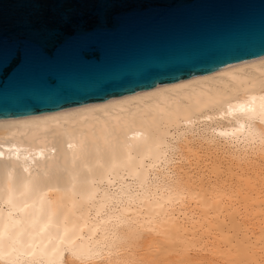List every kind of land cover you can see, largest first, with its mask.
I'll use <instances>...</instances> for the list:
<instances>
[{"label":"bare ground","instance_id":"bare-ground-1","mask_svg":"<svg viewBox=\"0 0 264 264\" xmlns=\"http://www.w3.org/2000/svg\"><path fill=\"white\" fill-rule=\"evenodd\" d=\"M210 147L207 168L197 153L204 148L208 160ZM226 156L264 165V55L92 104L0 118V264H171L172 252L189 262L209 234V255L258 264L264 226L252 242L236 218L251 190L241 194L239 183L228 211L225 185L199 181L220 176L217 157ZM185 163L198 168L197 185Z\"/></svg>","mask_w":264,"mask_h":264},{"label":"water","instance_id":"water-1","mask_svg":"<svg viewBox=\"0 0 264 264\" xmlns=\"http://www.w3.org/2000/svg\"><path fill=\"white\" fill-rule=\"evenodd\" d=\"M264 55V0H0V118Z\"/></svg>","mask_w":264,"mask_h":264},{"label":"rangeland","instance_id":"rangeland-1","mask_svg":"<svg viewBox=\"0 0 264 264\" xmlns=\"http://www.w3.org/2000/svg\"><path fill=\"white\" fill-rule=\"evenodd\" d=\"M212 149H213V147H212ZM211 149V147L210 148H208V149H206V152L207 151H210L211 153L208 155V160H204V158L206 159V157H204L205 155H204V151H205V149L204 148H202L201 149V151H199L198 153H197V155H198V163L200 164V165H205V164H207V168L209 167V166H211L210 164H212V158L214 157V149L212 150ZM200 155V156H199ZM197 158V157H196ZM218 159L220 158V161L222 162V163H220V171L222 172H220V176H217V177H215V176H213L212 175V173L210 174L211 175V177H209L208 176V174H206V173H204V175L202 176V180L200 179L199 181H203L202 182V187L203 188H205L206 186H208V188H209V186L211 185V186H213V185H215L214 183H216V185L218 184V183H222V184H224L225 186H224V189L225 190H227V191H225L226 192V194H228V196H230L231 194H233L231 197H233V198H231V197H228L227 195H226V198L228 199V198H230L228 201H227V199H226V201L229 203V208H228V211L230 210L231 211V207H236L237 206V201H238V198H240V197H238L239 195L237 194V193H235V192H238V189H239V183L243 186H240V187H242V188H240V191H242V192H240L241 194H245L246 192L248 193V192H250V190H251V194L250 193H248V194H246V195H248L247 197H245L246 199L249 197H254L255 195V199L257 200L258 199V202H259V200H261V202H259L260 204H262V205H260L258 202V204H259V206L257 205V203L255 202V199L254 198H252L251 200L248 198L247 200H244V197H243V199L241 198L239 201V214L238 215H236V218H237V221H238V223H240L241 224V226L242 227H244V226H246L245 228H242V229H240V231L242 230V232H241V234L242 233H244L245 231H246V233H247V235H248V237H250V240L253 242L254 241V237H256V236H258L259 234V227L258 226H264V184H263V180L262 181H260V183L262 184V186H261V184L259 183V180H261L262 179V177L261 176H263V171H264V165H263V162L261 161L262 159L259 157V156H256V157H254L253 159H249L248 161L249 162H247V164L243 161V162H241V161H237V160H231L232 158H230V157H227L226 156V158H228V159H223L222 160V158L221 157H217ZM259 158V160H257ZM216 159V158H215ZM254 159H255V161H254ZM257 160V161H256ZM208 161H209V163H208ZM259 161V162H258ZM231 162V163H230ZM251 162V164H248V163H250ZM252 162H256L255 164L254 163H252ZM259 164H258V163ZM226 164V165H225ZM228 164H232L231 166L230 165H228ZM258 164V165H257ZM188 165L189 164H187V163H185L184 164V166H183V168L185 169V171L186 172H190V174H188V178H190V180H191V178L192 177H194L193 178V180H192V182H195L194 184L195 185H197L199 182L197 181V178L199 177L200 178V176H199V174L197 175V173H199V171L197 170L198 168H192L193 166H190V167H188ZM223 165V166H222ZM252 165V166H251ZM255 165H257L258 166V168L260 167V168H263V169H260L259 168V172H258V169H257V166H255ZM260 165V166H259ZM228 166H230L231 167V171H234V173L233 172H231L230 170H227L226 171V167H228ZM251 166V167H250ZM261 166H263V167H261ZM233 167V168H232ZM242 168L244 169V170H242ZM247 168V170H245ZM253 168H254V170H253ZM189 169H191V170H189ZM188 170V171H187ZM225 170V171H224ZM242 170V171H241ZM253 170V171H252ZM257 170V171H256ZM262 172H261V171ZM247 171V173H244V172H246ZM255 171H256V173H255ZM188 172V173H189ZM228 172V173H227ZM233 173L232 175L231 174H229V173ZM240 173V176H239V173ZM261 172V174H259L258 175V173H260ZM192 173V174H191ZM249 173L252 175V177H254V179L253 178H251V175H249ZM263 173V174H262ZM234 174H237V176H239V177H234L235 175ZM256 174L258 175V176H256ZM187 175V174H186ZM185 175V176H186ZM189 175H191L190 177H189ZM229 175V176H228ZM234 175V176H233ZM184 176V175H183ZM184 176V177H185ZM196 176V177H195ZM198 176V177H197ZM245 177V176H249L248 177V179L247 178H245V179H243V180H245L244 182H248L249 181V183L251 182V180H255V183L257 182L258 183V185H256V184H254L253 182L254 181H252L250 184L252 185V183L254 184V186L255 187H253V186H251L250 184V187L249 188H247L248 187V185H246L245 186V184H242L241 183V178L242 177ZM257 178H256V177ZM260 176V177H259ZM186 177V178H187ZM243 177V178H244ZM260 179H259V178ZM264 177V176H263ZM198 178V179H199ZM238 178H240V179H238ZM196 179V180H195ZM247 179V180H246ZM251 179V180H250ZM258 179V180H257ZM243 180H242V182H243ZM205 181V182H204ZM198 182V183H197ZM243 182V183H244ZM201 183V182H200ZM205 183V184H204ZM220 184H218V185H220ZM221 184V185H222ZM210 186V187H211ZM256 186H258V187H256ZM238 187V188H237ZM261 187V188H260ZM207 188V187H206ZM237 188V189H236ZM244 188V189H243ZM246 188V189H245ZM236 189V191H234ZM242 189V190H241ZM255 189H256V191H255ZM258 189V190H257ZM248 190V191H247ZM230 191H234L233 193H231ZM253 191H255L256 193H254ZM252 192H253V194H252ZM229 193H230V195H229ZM258 193V194H257ZM251 195V196H250ZM238 198H237V197ZM241 196H243V195H241ZM234 197H236L235 198V200H237V201H235L234 200ZM232 199H233V201H232ZM242 200H244V201H242ZM230 201V202H229ZM235 201V202H234ZM236 204V205H234V203ZM237 202V203H236ZM242 202V203H241ZM249 202V203H248ZM227 203V204H228ZM231 203V204H230ZM233 203V204H232ZM245 204V206H247V209H245L246 207H243V205ZM246 204H250L249 206L248 205H246ZM231 205H233V206H231ZM249 208V209H248ZM233 209V208H232ZM251 209V210H250ZM262 210V211H261ZM227 211V212H228ZM229 213V212H228ZM238 216V217H237ZM247 220H249V221H247ZM227 220H225V222H226ZM243 221V222H242ZM245 221H247V223L245 222ZM250 223V224H249ZM244 226H243V225ZM248 227V228H247ZM253 227V228H252ZM253 229V231H252V229ZM250 229V230H249ZM245 230V231H244ZM251 232V234H250V232ZM239 231V232H240ZM244 231V232H243ZM215 234L217 233L219 236H220V233L219 232H217L216 230L215 231H213ZM256 232V233H255ZM231 232L229 231V234H230ZM228 234V235H229ZM241 234L239 235V233H238V235L239 236H241ZM210 235V234H209ZM203 235V237H202V240H201V244H200V246L201 247H203V248H201V247H196L195 249H196V251H194V253H192L191 255L192 256H190V258L192 259L191 261H189V262H179V258L177 257L178 256V253H176V252H172V253H169L168 255H167V257H166V259H167V261H169L171 264H194V262H198V260L200 261V262H202V264H218V261H220V262H225V264H233L232 262H226L227 260L226 259H219V258H215L217 255L218 256H222L223 257V251H221V250H224V249H226L225 247H228V246H226L224 243H219V247L221 248L220 249V251L221 252H218L217 254H216V256L215 255H209V253L206 251V249H209V248H212L213 250L215 249V247L213 246V244H215V241H214V239L212 240V238L211 237H213L212 235ZM237 235V236H238ZM246 235V236H247ZM207 236H208V238H207ZM219 236L217 237V238H219ZM238 236V237H239ZM206 237V238H205ZM216 238V237H215ZM205 240V241H204ZM206 246V247H205ZM260 245H257V247L258 248H260V249H258V248H256V251L258 252V254H257V257H258V259L260 260V263H258V264H264V251L262 250V248H261V246L259 247ZM201 249V250H200ZM198 250V251H197ZM263 252V253H262ZM200 256V257H199ZM61 257H62V259L65 261V260H67V253H66V251H62V253H61ZM6 264H10V263H6Z\"/></svg>","mask_w":264,"mask_h":264}]
</instances>
